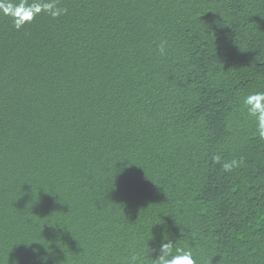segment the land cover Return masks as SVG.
I'll list each match as a JSON object with an SVG mask.
<instances>
[{
  "label": "trees",
  "instance_id": "trees-1",
  "mask_svg": "<svg viewBox=\"0 0 264 264\" xmlns=\"http://www.w3.org/2000/svg\"><path fill=\"white\" fill-rule=\"evenodd\" d=\"M56 4L0 12V264H264V0Z\"/></svg>",
  "mask_w": 264,
  "mask_h": 264
},
{
  "label": "clouds",
  "instance_id": "clouds-1",
  "mask_svg": "<svg viewBox=\"0 0 264 264\" xmlns=\"http://www.w3.org/2000/svg\"><path fill=\"white\" fill-rule=\"evenodd\" d=\"M66 11V9L57 7L56 0H50V2L34 0V2L31 3L29 0H16V2L0 0V12L4 15L11 16L13 24L17 29L32 22L41 12H46L55 18ZM160 51L161 53L164 52L163 44L160 46ZM243 104L248 116L255 119L259 135L264 139V91H258L247 95L243 100ZM213 160L219 162L220 157L218 155L214 156ZM239 163V161L233 159L223 163L222 167L225 172H230L233 168L238 167ZM48 250L51 251L50 249ZM158 252L159 254L157 258L153 260V264H196V260L190 250L184 251L175 248L174 244L171 242L161 243ZM133 259H135V257H133ZM40 260L46 264L48 256L40 257ZM14 264H18V262H14Z\"/></svg>",
  "mask_w": 264,
  "mask_h": 264
}]
</instances>
